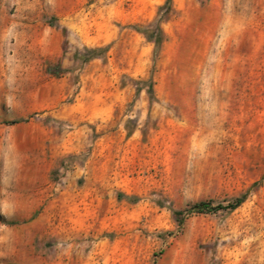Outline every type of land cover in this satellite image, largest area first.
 I'll return each mask as SVG.
<instances>
[{
	"label": "rangeland",
	"instance_id": "obj_1",
	"mask_svg": "<svg viewBox=\"0 0 264 264\" xmlns=\"http://www.w3.org/2000/svg\"><path fill=\"white\" fill-rule=\"evenodd\" d=\"M0 128L38 252L264 264V0H0Z\"/></svg>",
	"mask_w": 264,
	"mask_h": 264
},
{
	"label": "crops",
	"instance_id": "obj_2",
	"mask_svg": "<svg viewBox=\"0 0 264 264\" xmlns=\"http://www.w3.org/2000/svg\"><path fill=\"white\" fill-rule=\"evenodd\" d=\"M6 160L13 161L15 146L12 144V133H8ZM6 135V136H7ZM5 132L0 128V149L3 148ZM33 161L36 160L35 156ZM0 188V210L6 213L8 224L0 223V264H95L94 252L83 249L68 251L38 252L36 249L37 232L40 240L45 239L46 228L43 220L27 224L21 223V210L35 211L37 205L35 193L30 186L21 192L20 184L6 180ZM5 186V187H4ZM21 197H23L21 201ZM23 205V206H22ZM6 227V230H4ZM44 229V230H43ZM44 231V232H43Z\"/></svg>",
	"mask_w": 264,
	"mask_h": 264
},
{
	"label": "trees",
	"instance_id": "obj_3",
	"mask_svg": "<svg viewBox=\"0 0 264 264\" xmlns=\"http://www.w3.org/2000/svg\"><path fill=\"white\" fill-rule=\"evenodd\" d=\"M160 41L161 40H159V42ZM157 42L158 41H156V43ZM243 202H244V200L242 198H239V199H236L233 203H230L229 206H227V207H230L231 209H237ZM224 207H226V206H223L222 204L215 206L212 202L201 201V202L194 204L191 207L190 211L202 213V212H206V211H214V210L221 209ZM177 215H181V212H178Z\"/></svg>",
	"mask_w": 264,
	"mask_h": 264
}]
</instances>
